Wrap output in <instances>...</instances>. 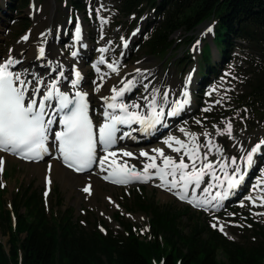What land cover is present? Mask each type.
Listing matches in <instances>:
<instances>
[{
	"label": "rangeland",
	"instance_id": "1",
	"mask_svg": "<svg viewBox=\"0 0 264 264\" xmlns=\"http://www.w3.org/2000/svg\"><path fill=\"white\" fill-rule=\"evenodd\" d=\"M9 1L0 0V62L9 56L20 60L25 53L20 48L27 44L34 46L36 40L48 31L50 34V45L45 47L48 55L43 59H39L40 63L42 64L45 59L47 60L50 50L53 53H61L62 58L70 59L72 63L76 60L71 55L70 38L72 32L68 35H63L62 31L67 28L70 20L73 22L78 15H81L85 21L88 36L86 45L91 48L89 49V57L84 58L83 66L81 65L86 73L85 83L88 84L91 91L97 93L101 86L100 80L104 77L103 72H108V75L116 77H121L122 72L125 71L130 73L129 76L125 77L130 80L131 84L134 80L136 83L135 87L131 86L133 91L131 92L130 100L140 105L142 110L140 116L147 115L152 107H165L167 106L166 104L171 103L174 99H181L185 79L189 71L195 68L196 70L198 69L193 62H187L184 66H182L183 63L178 64L180 59L184 60V62L186 61V51H189L195 57L201 51L203 44L208 43L212 47L216 63L221 61L212 40L214 36V29L212 28L215 27L213 22L199 28L194 35L186 33V31H177L172 36L177 41L176 48L167 56L161 58L149 55L143 48L145 37L152 32V28L149 31L147 30V24L159 20L155 18L153 12L146 11L139 19L136 15L130 17L120 15L116 0H90L89 5H87V8H89L87 13L76 11L74 6L70 4V0H34L35 10L27 7L17 9L14 13H11L7 5ZM88 1L85 0L86 3ZM14 19L18 21L15 22ZM21 19L25 20L29 27H25L23 24L20 25L18 22ZM208 28H211L212 31L209 32ZM135 29H140V31L135 33ZM25 33H30L31 36L30 40L26 42L22 41V35ZM122 36L131 37L133 45L128 55L120 59L121 47L119 41ZM189 37L192 38L191 40L194 39L191 44L185 43ZM58 39H61V41H58ZM103 47L106 48L108 53V57L105 58L108 62L112 64L119 62V68L116 69L119 70L118 72L110 70L106 66L107 61L100 66L101 58L98 55ZM252 57L253 51L248 44L243 41H237V46L231 54L233 65H229V63L223 64L219 68L218 77L215 79L210 78V86L208 88L205 87L203 94L198 92L201 84L199 83L200 76L197 75L194 87L196 96L194 95L193 102L191 101L192 104L188 114L183 120L174 123L171 130L163 135L156 145H151L158 146L161 149H168L170 152L164 151L165 155L172 156L178 160L179 155H182L186 150H190L193 144H197L200 145L201 157L204 153H207L209 161H220V163L214 165L215 175L220 179L216 181L211 176L205 175L203 183L197 190L199 193L203 191L202 189H213L221 181L226 184L223 171H227L231 175L234 168L230 163L231 157L237 158L238 165L243 172L247 163L242 157H245L255 145L264 140V121L257 120L254 122L253 127L247 128L248 124H244L243 118L247 109L241 112L232 101L234 95L239 93V89L242 86V78L249 70L247 63L251 61ZM76 61L79 64V61ZM95 62L98 63V66L95 64L94 66L90 65ZM74 65L69 64L67 66L69 68L67 69L69 70L67 74L71 82L73 81ZM94 67L98 68V72H93ZM165 92L168 93L166 101L163 99ZM154 93L155 105H153ZM93 100V104L96 105L93 110H97L100 113L98 96H95ZM204 109H208V111H204ZM197 121H200V123H197ZM227 122L232 124L231 136L226 132L219 134L217 131L219 129L223 132ZM214 125L215 127H213ZM181 129H184V131L182 132ZM206 132L209 133L207 137L204 135ZM189 134H194L197 139L193 140L192 136L188 137ZM169 136L182 140L189 147L185 149L181 148L180 145L174 146V148L180 149L178 155L177 152L172 151V147L168 148L163 143ZM209 140L212 141L211 151H208L209 145L207 141ZM217 146L220 148L219 154L216 151ZM0 158L3 159V164H0V181L1 186L4 188V191L0 193V197L2 194L5 200L4 204L8 208L11 205L13 194L19 188L31 187L33 190H38L42 193L48 212L55 216L72 215L76 222L79 221L80 223L81 220L86 219L91 226L96 222L100 229L105 230L108 227L112 230H117L119 229L117 218L120 215L123 221L131 223L138 231H142V234H145L147 233L151 216L148 212L142 210L143 202L139 204V200L144 199L146 201H154L160 206L167 205L172 206L174 209L176 208L182 215L181 225L185 231H188L192 222L199 220L202 223L211 222V225L217 224L216 229L219 230L220 225H223V231L221 232L224 235L226 234L232 241H243L246 246L262 241V238L255 234L259 229L253 228L248 223V219L257 223L260 228L258 232L262 233L264 231V215H257V213H264V207L253 206L245 198L222 206L219 209H214L210 213H203L178 202L166 190H164L166 195L162 194L160 186L154 182L146 186L134 184L123 189L103 183L100 176L93 171L83 176L84 178H96L97 192L93 195L82 192L83 189L81 187L71 188L69 183L75 181L76 177L70 174H65L63 178H54L53 185L48 186L45 184L43 176L32 165L21 163L15 159H5L6 157L1 154ZM137 159L139 160V156ZM160 160L162 159L160 158ZM184 160L185 163L190 165L189 169L185 170L187 174L191 168V161L187 156L184 157ZM139 162L141 164L145 163L142 160H139ZM197 163L199 164V161ZM220 164L225 166L223 170H221ZM251 165L253 168L249 175V183L242 188V191L247 196H253L255 201L258 200L257 202L261 203L257 199V193L260 192V194L264 195V146L260 155H257L256 152L253 154ZM3 169H5V178L2 177L1 173ZM176 178L179 180V172ZM65 182L68 184L65 185ZM192 186L193 188L195 187L194 185ZM175 189L180 188L176 186ZM8 239V236L3 237L0 233V240L3 243L6 244ZM219 260L225 261L224 256L219 255Z\"/></svg>",
	"mask_w": 264,
	"mask_h": 264
},
{
	"label": "trees",
	"instance_id": "2",
	"mask_svg": "<svg viewBox=\"0 0 264 264\" xmlns=\"http://www.w3.org/2000/svg\"><path fill=\"white\" fill-rule=\"evenodd\" d=\"M11 1L19 8L29 3ZM71 3L85 7L83 0ZM119 10L125 16L154 10L161 18L145 44L152 55L172 51L175 32L194 34L211 21L216 23L214 44L224 59L236 40L245 41L253 57L247 63L243 90L233 101L248 110L245 122L264 121V0H119ZM211 62V46L205 44L199 63L204 77L216 72ZM3 202L1 195L0 233L9 239L6 244L0 240V264H264V231L258 232V225L255 234L262 241L246 246L228 240L208 223H196L185 232L181 213L144 200L142 210L151 216L152 238L134 233L128 222H122L123 232L109 230L104 235L97 228L87 230L72 215L48 214L37 190L22 187L13 195L10 210L2 207Z\"/></svg>",
	"mask_w": 264,
	"mask_h": 264
},
{
	"label": "snow or ice",
	"instance_id": "3",
	"mask_svg": "<svg viewBox=\"0 0 264 264\" xmlns=\"http://www.w3.org/2000/svg\"><path fill=\"white\" fill-rule=\"evenodd\" d=\"M208 31L211 32L212 29L208 28ZM80 35L81 27L79 23H77L75 26V36L77 40L80 39ZM28 39V35L22 37L24 41ZM101 51H106V49H101ZM44 53L45 49L40 47L39 55L43 57ZM72 55L75 56L76 53L73 52ZM20 62V60L11 56L0 62V151L11 153L12 155L27 160L42 159L43 156L48 153L49 135L52 134L57 142L59 158L62 159L65 166L80 173L90 170L94 164L98 163L100 170L106 171L105 162L109 161V157L114 158L117 156V152L110 151V149H112L117 142V133L121 132L118 125L131 127L132 124H138L141 130L149 134V129H154L157 124L163 123V108L155 112V114L149 118L140 116L135 111L129 110L130 108H139V104L129 105L121 103L117 105L115 103H108L102 114L104 117L103 122L94 125L88 114L87 93L77 91L75 94L76 98L69 99L67 95L57 89L56 83L46 86L45 94L38 102L37 97L41 93L39 85L42 81L39 78H36L35 83L29 80L26 70L18 72L10 70V68ZM108 67L114 72L117 71L111 63L108 64ZM60 75L63 76V72H60ZM75 75L77 80L81 78L79 71H76ZM72 86L76 87V81L72 82ZM29 88H31L30 95L28 94ZM125 90L126 89H121L117 92L116 88L111 89L117 96L122 95ZM54 95L59 104L57 111L62 112L63 115L59 120L61 130L53 134L51 126L54 121L51 117L48 119L45 117L48 107L46 102L51 101ZM167 96L168 93L165 92L163 95L165 101L167 100ZM115 98V96L112 97L113 100H115ZM153 105H155V93L153 95ZM117 107L119 108V112H117ZM108 109H111V111H108ZM204 111H208V109H204ZM173 114L172 112L168 113L169 116ZM197 123H200V121H197ZM213 127H215V125ZM181 131L183 132L184 129H181ZM217 131L219 134H224L226 132L231 136L232 124L227 122L223 132L219 129H217ZM128 135H130V133H122L120 139ZM204 135L207 137L209 133L206 132ZM192 138L193 140L197 139L194 134ZM173 142L180 145L181 148L187 149L189 147L185 145L184 142L172 136H169L163 141V143L169 147H171ZM207 144L209 145L208 151H211L212 141H207ZM262 144H264V141L255 145L245 157H242L247 165L252 164L253 154ZM97 145H100L105 153V155L99 157V160H97ZM199 148L200 145L193 144L190 150L184 151L182 155H179L180 149L173 148L172 151L177 152L179 155L178 160L174 159L172 156H166L162 149H152L151 151L157 153L162 159L164 165L163 169L159 168L155 163L157 159L156 156H150L149 153L145 151H141L139 156L146 157L151 161V163H146L144 165V173H147L149 169H157V174L161 180V185L158 186H164L166 183L165 177L171 175L173 179L168 188V190H171V187L177 186L176 177L179 172V180L184 182L182 189L188 188L189 185H195L196 188H199L201 183H203V177L205 175L211 176L214 180L220 179L215 175L214 171V165L220 163V161H209L207 153H204L201 157ZM216 151L218 154L220 153V148L218 146L216 147ZM122 155L124 157L137 158L130 151H122ZM185 156L191 161V168L187 174L185 170L189 169L190 165L185 163ZM197 161H199V164ZM113 163L114 162H109L108 167H111L112 171H110L107 176L103 177L105 180L111 178L112 183L127 184L132 180H142L146 182L152 178L149 174L138 173L135 170V166L129 168L126 161L115 167H113ZM230 163L234 166L231 175L227 171H223L224 180L227 185L225 190L222 193L217 192L215 196L212 197L213 200H216L217 197L220 198L217 200L215 205L216 208L222 206L220 200L227 198L230 191L235 189L244 180V176L246 175V170L244 172L241 171L236 157H231ZM0 164H3L2 158H0ZM220 167L221 170H223L225 166L220 164ZM218 186L224 187V182L221 181ZM209 187H211V185H209ZM89 188L90 186L85 187L83 191L89 192ZM202 190L206 191L207 189ZM174 194L182 200L186 199L188 196V193L183 190L177 191ZM45 195H47V193H45ZM246 199L250 200L253 206H255V199L253 197L249 196L246 197ZM257 199L261 202L260 206L264 207V195L257 197ZM187 202L193 203L191 199H188ZM193 206L203 207L205 211L209 210L200 203H195ZM257 215H264V213H257ZM212 227L216 228L217 224H213ZM101 230L103 231V229ZM220 231H223V225H220Z\"/></svg>",
	"mask_w": 264,
	"mask_h": 264
},
{
	"label": "bare ground",
	"instance_id": "4",
	"mask_svg": "<svg viewBox=\"0 0 264 264\" xmlns=\"http://www.w3.org/2000/svg\"><path fill=\"white\" fill-rule=\"evenodd\" d=\"M49 35L50 34L48 31L43 33L36 40V43L34 46H31L28 44L25 46H22L20 48V50H24L25 53L20 59L21 62L19 64L15 65L14 67L10 68V70L14 71V72L26 70L27 78L29 80H32L35 83L36 78H39L42 81V83L39 85V86H41V93L37 97L38 100H40L43 97V95L45 94L46 86L50 85L51 83L56 82V86H57L58 90L63 91V92L68 91L70 93L71 92L76 93L77 91L86 92L87 93L86 98L89 100V102H92L95 95L88 88V84L87 85H86V83L82 84V82H81L80 84L76 83V87H73L72 82L69 80V75L67 74L69 72V70H67V69H69V68H67V66L69 64H71V65L75 64V67L73 66V69H76V71H79L80 73L85 74L84 70L82 69V66H83V59L86 58V56L83 55L82 58H79V62H80L79 64L80 65L77 64L76 60L71 63L70 59L67 60V59L62 58L61 53H56V52L53 53L51 50L49 51V57L47 58V60L45 59V61L42 64L40 63L39 58L36 57L40 47H48V45H50L49 44ZM58 41H61V39H58ZM102 49H105V47H103ZM33 52H34V54H33ZM89 53H90V51H89V48L87 47L85 49V54L88 55ZM47 55H48V51L46 53V56ZM6 59H4V60H6ZM57 66H59V67H57ZM60 72H63V76L60 75ZM117 72H118V70H117ZM103 74H104V77H102L100 80L101 86H100V89H98V93H96V95L99 96L100 98H104L107 96V99L110 95L116 94V93L112 92L111 89L116 88L117 92H119L121 90V86L124 85V83H126V78L124 81H122L121 77L130 75V73H128L126 71L122 72L121 77L108 75L109 74L108 72H103ZM73 77H74V81H75L76 76L73 75ZM133 83L136 84L135 80L133 81ZM28 94L29 95L31 94V88H29ZM71 95H74V94H71ZM123 95H124V93L122 95L116 96L117 97L116 101L119 102L122 100L121 102L124 101V104H129V105L138 104L137 102L131 101V100H128L126 102L125 96H124V99H122ZM174 100H176V99H174ZM129 110L135 111L138 115L141 112L140 107L139 108H130ZM148 139H149L148 137H143L142 140L139 139V141L143 144ZM174 144L175 143L173 142L171 145H174ZM142 146H146V145H142ZM154 148H159V147L154 146V147H150V148H144V150H141V151L148 152L150 156H157V153H154L151 151ZM159 149H161V148H159ZM111 151H116L117 156L114 158L109 157V158H111V160L109 159V161H106L105 164H109V162H112V160L115 161L116 163H118V165L123 164L126 161L127 164L132 163L133 165H136L139 169H144V165L146 163H151V161H149L148 159H146L144 164L143 163L141 164L139 162V160H141V158H142L141 156H139V153L141 151L137 147H134L132 145V143H126L125 145H123V147H121V148L117 147V148L112 149ZM122 151L132 152L136 157L139 156V160L137 158L136 159L132 158V160L130 161L131 157H124L122 155ZM163 151H166V149ZM103 155H105V153H103L102 156ZM5 159H13V158H11L10 156H6ZM30 165H32L33 167H35L38 170L39 174H41V176H43V179H46L48 176H50V179H52L51 185L54 183V178H56V177L63 178L65 176V174H70V175L76 177L75 181L69 183L71 188L81 187V189H83L85 187L90 186L89 192H87L88 194L94 195V193L97 192L96 178H84L82 175L76 176L72 172L65 170L61 166V164L58 160H54V159L45 160L44 162H40L38 164L31 163ZM49 166H51V167H49ZM252 168H253V166L251 167V170H252ZM97 170L101 171L100 167L96 168V171ZM149 170H153V169H149ZM185 173H186V171H185ZM166 177L169 180L173 179L170 175H168ZM155 182H160V181L157 180ZM64 184L66 185L68 183L65 182ZM182 184H183V181H180L177 179V186L181 190L188 191V189L192 186V185H189L188 188L182 189V186H183ZM226 186H227L226 184H224V187L217 186V189L223 190V189H225ZM162 189L164 190V189H166V187L164 186ZM163 190H161V192H162V194H165ZM173 191H179V189H173ZM261 195H263V194H260V192L257 193L258 197ZM213 196H214L213 191L211 189H207L203 195H200V196L196 195L194 197L198 198V200H200V201H208V200H212ZM256 201H258V200H256Z\"/></svg>",
	"mask_w": 264,
	"mask_h": 264
}]
</instances>
